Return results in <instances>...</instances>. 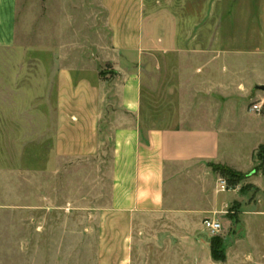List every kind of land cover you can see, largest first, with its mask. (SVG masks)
Wrapping results in <instances>:
<instances>
[{"label": "crops", "instance_id": "crops-1", "mask_svg": "<svg viewBox=\"0 0 264 264\" xmlns=\"http://www.w3.org/2000/svg\"><path fill=\"white\" fill-rule=\"evenodd\" d=\"M86 2L47 0L44 48L55 155L109 147L107 208L118 217L100 222L111 227L102 245L115 247L103 245L101 259L214 264L203 220L234 203L245 209L246 234L264 242L263 161L255 171L264 115L233 106L219 117L208 101L215 69L222 89L230 77V63L214 52L234 50L231 36L245 34L249 19L263 34L264 0H91L89 10ZM12 18L0 23L2 46L14 40ZM249 136L255 141L244 154ZM216 165L245 176L223 189ZM236 255L246 264L264 252Z\"/></svg>", "mask_w": 264, "mask_h": 264}, {"label": "rangeland", "instance_id": "rangeland-1", "mask_svg": "<svg viewBox=\"0 0 264 264\" xmlns=\"http://www.w3.org/2000/svg\"><path fill=\"white\" fill-rule=\"evenodd\" d=\"M90 1L85 3L88 10L93 7ZM46 5L47 0H0V23L12 15L15 24L12 44L0 45V264H112L110 257L102 260L100 255L103 245L106 252L113 247L102 245L101 236L111 227L100 222L118 217L107 208L109 147L74 159L54 153L55 100L48 91L44 48ZM253 23L249 19L245 34L231 36L234 50L214 52L215 58L230 63L225 89L218 84L224 75L215 69L213 100L208 99L219 117L233 106L248 116L264 115V89L255 88L264 86V32L256 34ZM253 103L261 106L258 112L250 109ZM250 136L242 143L244 154L255 141ZM260 146L255 150L256 172L260 159L264 162ZM243 188L248 196L256 195H251L249 184ZM242 210L234 203L221 215L204 218L220 224L218 232H204L214 264H243L236 252H264L260 235L246 234ZM246 264H264V257L247 259Z\"/></svg>", "mask_w": 264, "mask_h": 264}, {"label": "trees", "instance_id": "trees-1", "mask_svg": "<svg viewBox=\"0 0 264 264\" xmlns=\"http://www.w3.org/2000/svg\"><path fill=\"white\" fill-rule=\"evenodd\" d=\"M259 148L261 149V152H264V150H263L264 146L263 145H261ZM260 160L263 161V159H260ZM214 169L216 171H218L226 179L227 185L228 184L234 185L240 179H242L244 177V175L242 173L235 172V171H233L227 167L216 165V166H214Z\"/></svg>", "mask_w": 264, "mask_h": 264}, {"label": "built area", "instance_id": "built-area-1", "mask_svg": "<svg viewBox=\"0 0 264 264\" xmlns=\"http://www.w3.org/2000/svg\"><path fill=\"white\" fill-rule=\"evenodd\" d=\"M260 107H261V106H260L259 104H257V103H253V104H251L250 109H251L253 112H258V111L260 110ZM219 181H220V184H221V186H222L223 189L227 187V183H226V181H225L224 179H220ZM203 224H204V227H205L210 233H216V232H218L219 229H220V224H219L217 221L212 220V219H209V218L205 219V220L203 221Z\"/></svg>", "mask_w": 264, "mask_h": 264}, {"label": "water", "instance_id": "water-1", "mask_svg": "<svg viewBox=\"0 0 264 264\" xmlns=\"http://www.w3.org/2000/svg\"><path fill=\"white\" fill-rule=\"evenodd\" d=\"M255 88H257V89H264V86L263 85H256Z\"/></svg>", "mask_w": 264, "mask_h": 264}]
</instances>
